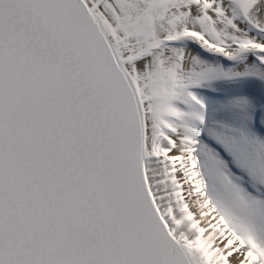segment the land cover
I'll return each mask as SVG.
<instances>
[{"label":"snow or ice","instance_id":"1","mask_svg":"<svg viewBox=\"0 0 264 264\" xmlns=\"http://www.w3.org/2000/svg\"><path fill=\"white\" fill-rule=\"evenodd\" d=\"M233 262L264 264V0H0V264Z\"/></svg>","mask_w":264,"mask_h":264},{"label":"bare ground","instance_id":"2","mask_svg":"<svg viewBox=\"0 0 264 264\" xmlns=\"http://www.w3.org/2000/svg\"><path fill=\"white\" fill-rule=\"evenodd\" d=\"M230 261H231V258H230ZM233 264H234V262H233Z\"/></svg>","mask_w":264,"mask_h":264}]
</instances>
